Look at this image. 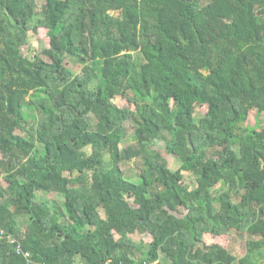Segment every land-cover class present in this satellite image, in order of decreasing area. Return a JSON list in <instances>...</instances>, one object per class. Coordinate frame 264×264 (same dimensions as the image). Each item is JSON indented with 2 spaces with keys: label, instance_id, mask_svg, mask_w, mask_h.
<instances>
[{
  "label": "trees",
  "instance_id": "trees-1",
  "mask_svg": "<svg viewBox=\"0 0 264 264\" xmlns=\"http://www.w3.org/2000/svg\"><path fill=\"white\" fill-rule=\"evenodd\" d=\"M40 12L0 0V264H259L264 0H45ZM40 28L50 45L31 56ZM133 158L137 180L121 165ZM232 230L247 235L242 257L204 241Z\"/></svg>",
  "mask_w": 264,
  "mask_h": 264
},
{
  "label": "rangeland",
  "instance_id": "rangeland-1",
  "mask_svg": "<svg viewBox=\"0 0 264 264\" xmlns=\"http://www.w3.org/2000/svg\"><path fill=\"white\" fill-rule=\"evenodd\" d=\"M37 1V10L38 14L36 18L41 15V9L42 6L45 2V0H36ZM29 39H30V45L33 48V50L30 52L31 56L37 52L40 53L42 52L43 49H46L50 45V39L46 35L44 29H39L38 33H33L32 31L29 32ZM139 55L136 53V56ZM68 67L71 68V70L75 73L78 74V72L82 69V65L79 63H76L74 61L68 60ZM114 103L123 106L129 104L127 99H122L121 97L117 96L114 98ZM205 112V107H196V116H199ZM25 116L27 118V122L29 125L34 126L36 124V121L38 119V114L33 108H27L25 110ZM260 122L262 125H264V112L259 116ZM257 122V116H256V110L253 109L249 112L248 119L245 123V125H255ZM127 138L125 139L124 143L122 146H126L128 144H131L134 142V134H133V125L131 122L127 123ZM22 133V132H21ZM164 146V142H158L156 147L157 149L162 148ZM38 149H41V145H38ZM88 151H90V148H87ZM167 160H168V165L172 170H177L180 167V161L179 159L170 154L167 155ZM122 168L124 169L126 177L132 180H137L138 176L141 172L142 168V162L140 158H133L131 160H127L121 163ZM184 174V182L189 186L193 187L196 182H195V176L191 172L183 171ZM0 182L5 185V182L2 177H0ZM38 199L43 200V201H48V202H54L56 201L58 204L62 202V197L56 193V192H43L39 193ZM187 210L182 208L180 212H176L178 216H183L184 213H186ZM100 213L102 216H104L103 210H100ZM19 224L22 228H24L28 222V219L25 215H21L17 217ZM137 242L142 241L143 244H147L148 239H142L143 236L135 235ZM246 239L247 235L244 232L241 231H235L232 230L230 233L226 234L225 236H222L220 238H215L212 234L206 233L204 234V241L207 244H211L214 241H219L223 245H225L234 255L237 257H242L246 253ZM144 249H141V252H143ZM259 264H264V254L262 257L259 259Z\"/></svg>",
  "mask_w": 264,
  "mask_h": 264
},
{
  "label": "built area",
  "instance_id": "built-area-1",
  "mask_svg": "<svg viewBox=\"0 0 264 264\" xmlns=\"http://www.w3.org/2000/svg\"><path fill=\"white\" fill-rule=\"evenodd\" d=\"M9 240L11 241V242H13L14 241V239L13 238H9ZM24 255L27 257V258H29L30 257V254H29V252H24ZM106 264H110L109 262H107Z\"/></svg>",
  "mask_w": 264,
  "mask_h": 264
},
{
  "label": "crops",
  "instance_id": "crops-1",
  "mask_svg": "<svg viewBox=\"0 0 264 264\" xmlns=\"http://www.w3.org/2000/svg\"><path fill=\"white\" fill-rule=\"evenodd\" d=\"M135 235H132L133 239L137 241L136 237H134Z\"/></svg>",
  "mask_w": 264,
  "mask_h": 264
}]
</instances>
